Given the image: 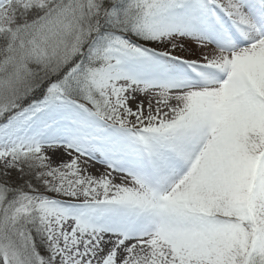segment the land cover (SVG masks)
<instances>
[{"label":"snow or ice","instance_id":"snow-or-ice-1","mask_svg":"<svg viewBox=\"0 0 264 264\" xmlns=\"http://www.w3.org/2000/svg\"><path fill=\"white\" fill-rule=\"evenodd\" d=\"M0 264H264V0H0Z\"/></svg>","mask_w":264,"mask_h":264},{"label":"bare ground","instance_id":"bare-ground-1","mask_svg":"<svg viewBox=\"0 0 264 264\" xmlns=\"http://www.w3.org/2000/svg\"><path fill=\"white\" fill-rule=\"evenodd\" d=\"M96 169H99L100 171H103V166L95 165V168L93 170L95 171Z\"/></svg>","mask_w":264,"mask_h":264}]
</instances>
